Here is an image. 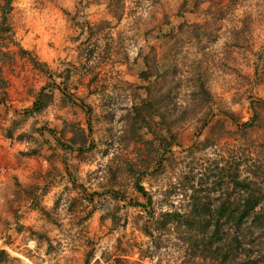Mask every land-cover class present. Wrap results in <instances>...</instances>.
<instances>
[{
    "label": "rangeland",
    "instance_id": "374dc122",
    "mask_svg": "<svg viewBox=\"0 0 264 264\" xmlns=\"http://www.w3.org/2000/svg\"><path fill=\"white\" fill-rule=\"evenodd\" d=\"M4 2L0 132L24 177L1 156L0 264H183L174 231L154 250L136 182L159 216L194 159L262 173L264 0Z\"/></svg>",
    "mask_w": 264,
    "mask_h": 264
},
{
    "label": "trees",
    "instance_id": "16d2710c",
    "mask_svg": "<svg viewBox=\"0 0 264 264\" xmlns=\"http://www.w3.org/2000/svg\"><path fill=\"white\" fill-rule=\"evenodd\" d=\"M10 4L11 0H5L4 20ZM34 106L33 110L37 111L43 105L38 102ZM142 107L135 109L139 113ZM249 124L238 127L244 129ZM225 159L222 155L215 157L212 162L214 171L208 168L202 174L197 165L203 163V159L192 160L188 171L191 174L186 175L180 185L182 196L179 203L176 205L170 199L173 189L166 191L162 205L167 207L162 208L159 216L156 215L153 196L140 181L136 182V188L145 196L147 204L135 202L133 205L144 206L150 216L143 229L157 241L154 250L161 247L160 236L166 231H174L179 234L177 240L182 246L183 264H264V252L256 249L264 246V186L260 180L264 169L259 166L261 174L254 168L242 170L248 155L243 159L237 153L232 160ZM195 178H198V184L207 185L205 193L199 192L195 182L191 183Z\"/></svg>",
    "mask_w": 264,
    "mask_h": 264
},
{
    "label": "crops",
    "instance_id": "0c3cea01",
    "mask_svg": "<svg viewBox=\"0 0 264 264\" xmlns=\"http://www.w3.org/2000/svg\"><path fill=\"white\" fill-rule=\"evenodd\" d=\"M19 144L16 143L15 139H12L10 137L6 138L2 132H0V158L1 156H6L7 161L8 159H16L15 165H8L9 167V175L11 176L13 174L14 169H16L15 172L20 173V178H23L22 176V167L20 168V151L18 148ZM9 163V161H8ZM9 179V177H7Z\"/></svg>",
    "mask_w": 264,
    "mask_h": 264
}]
</instances>
